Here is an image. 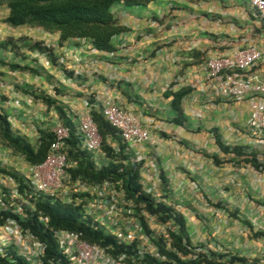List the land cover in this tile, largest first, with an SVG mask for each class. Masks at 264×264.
I'll return each mask as SVG.
<instances>
[{"label":"crops","instance_id":"0c3cea01","mask_svg":"<svg viewBox=\"0 0 264 264\" xmlns=\"http://www.w3.org/2000/svg\"><path fill=\"white\" fill-rule=\"evenodd\" d=\"M110 11L116 22L127 29L113 38L112 56L94 50L87 39L59 43L57 33L14 27L13 33L7 35L9 38L26 37L42 42L52 49L56 64L52 65L43 54L23 48L16 54L9 49L7 54L0 51L3 62L28 65L36 71H9L0 66V109L6 113L11 127L33 144L38 131L51 130L59 116L53 106L47 107L31 97L30 92L53 100L70 119L84 112L83 102L87 98L93 104V98L113 100L137 116L149 131L150 142L133 147L131 152L144 158L154 157L165 182L176 185L180 178L173 170L184 164L182 158L189 155L191 161L200 162L205 157L211 162V155L218 159L224 156L214 144L211 129L217 131L225 145H236V137L242 131L246 133V101L212 97L205 86L203 65L206 59L227 55L245 41L264 52V24L252 19L247 6L238 0H153L144 7L117 2ZM253 72L264 78V62ZM13 87L22 94L13 92ZM181 87H190L191 91L181 101L185 122L175 125L171 123V97H164L163 92ZM33 107L38 110H32ZM183 141L190 143L189 148H183ZM175 152L180 156L175 157ZM94 159L99 163L101 158ZM203 166L193 169L196 176L188 175L199 187L204 180L209 181L210 172ZM197 175L202 179L194 180ZM144 182L147 183L146 179ZM245 221L252 231L253 224H264V208L251 210ZM244 225L246 228L241 231H227L221 248H209L244 258L247 264L253 260L264 264V238H254ZM246 234L253 239L237 245L242 240L238 235Z\"/></svg>","mask_w":264,"mask_h":264},{"label":"trees","instance_id":"16d2710c","mask_svg":"<svg viewBox=\"0 0 264 264\" xmlns=\"http://www.w3.org/2000/svg\"><path fill=\"white\" fill-rule=\"evenodd\" d=\"M153 0H0V5H5L7 14L4 23L9 27L27 26L40 28L47 33H57L59 43L68 39H87L92 48L100 52H112L114 47L112 40L114 37L124 33L127 29L119 25L114 19L110 9L114 3L121 2L126 6L144 7ZM19 44V45H17ZM8 46V47H7ZM9 48L16 54L20 48L31 52L43 54L52 64H56V57L52 49L42 44V42L32 41L26 37L16 40L8 38L6 42L0 43V48ZM0 66L6 67L9 71H27L36 73L28 65L17 63H5L0 59ZM191 91L190 87H181L178 90L165 91L163 96H170L169 107L172 112L171 123L182 125L185 116L181 108L183 97ZM29 95L40 100L47 107L53 106L68 130V137L65 140L66 157L72 166L67 169L71 179H79L86 183H99L111 181L117 183L125 198L134 204V210L138 216L140 210L150 216H154L160 223H170L172 228L166 230L164 235H154L142 217L138 220L144 232L150 234V242L156 247L158 252L164 255V261H158L148 255L143 259L144 264H224L221 260L224 255L212 251L200 250L195 259L187 258L192 256V248L189 233L184 217L176 212L172 207L165 205L162 201H155L150 195L144 193L139 183V164L132 161L133 154L127 146L120 140L116 131L102 118L98 109H91L90 115L96 125L97 132L101 139L100 151L103 157L99 163L95 162L91 152L79 147V137L76 133V117L70 119L65 116L64 111L54 101L43 95ZM90 102L91 98H87ZM213 133L214 144L223 155H231L236 158L235 163L244 164L253 170H261L263 166L259 163L254 151H245L241 145H225L217 135L215 129ZM53 134L51 130L44 129L38 131V138L34 143H30L25 137L15 131L6 113L0 109V142L13 153L19 155L27 165L41 163L47 153V149ZM113 144V145H112ZM214 165L220 163L216 155L209 156ZM0 175L9 176L17 183L19 193L26 187L22 183V176L13 169H8L0 165ZM159 180L165 184L162 173H159ZM9 200L4 197L3 207L0 208V224L6 218L14 219L19 226L32 234L41 244H43V257L41 264H69L59 251L52 231L64 229L80 234V237L98 246H110L108 252L111 255L124 253L128 257L134 256L137 242L130 245L118 244L112 235L106 234L96 224H92L90 218L84 217L77 207L65 205L49 196L38 195L32 207L21 205V214L13 213V207L9 206ZM17 203V202H15ZM264 205V201L258 202ZM216 207L220 205L215 204ZM233 216V213H229ZM45 219V223L40 221ZM250 228L254 238H264V234L252 231L246 221L240 220ZM153 235V236H152ZM168 243V248L166 247ZM7 255L11 263L0 258L1 264H29L17 255L12 247L8 248ZM239 262L247 264L244 258L228 257L227 264ZM248 264H259L253 260Z\"/></svg>","mask_w":264,"mask_h":264},{"label":"built area","instance_id":"2783aa9c","mask_svg":"<svg viewBox=\"0 0 264 264\" xmlns=\"http://www.w3.org/2000/svg\"><path fill=\"white\" fill-rule=\"evenodd\" d=\"M238 1L247 6L252 19L264 24V0ZM107 53L109 56L113 55V51ZM263 62L264 52L251 42L245 41L227 55L206 59L203 70L205 86L212 97L234 102L246 101L249 109L246 130L255 143L264 146V78L253 72V69ZM93 99L95 104L88 102L87 99L83 102L85 110L76 117V133L81 149L91 152L94 158L103 157L100 151L101 139L91 118V109H98L102 118L116 131L130 151L135 146L150 142L149 131L142 126L137 116L119 107L113 100ZM51 132L53 140L48 146L44 160L36 165H26L24 171L20 172L22 183L26 187L22 189V193H19L16 181L9 176L0 175V208L3 207L2 201L6 197L10 202L8 205L13 207V213L19 215L21 205L31 208L38 195L49 196L62 204L77 207L81 215L90 218L91 223L96 224L106 234L112 235L118 244L130 245L133 241L137 242L133 257H128L124 253L111 255L108 252L111 250L110 246L90 244L76 232L54 230L52 233L57 247L69 264H144L142 261L145 255L164 261V255L150 242L151 235L144 232L138 220V216L142 217L150 230L148 222L152 221L154 216L142 210L137 216L134 204L125 198L123 192L117 188V183L107 180L86 183L79 179H71L67 169L72 163L67 160L65 149L68 130L58 119ZM132 154V161L142 160L138 154L133 152ZM150 167H153L151 163ZM144 178L145 175L139 167L141 189L153 198L154 188L146 184ZM40 221L45 223L43 218H40ZM163 226L160 227L158 234L150 231L154 235L166 236ZM252 226L253 231L264 234L263 223ZM10 247L27 263L41 264L43 244L28 231L23 230L14 219L6 218L0 224V258L8 263H11L7 255ZM165 248H168V243ZM199 251L196 249L194 254L187 258L195 259Z\"/></svg>","mask_w":264,"mask_h":264},{"label":"rangeland","instance_id":"374dc122","mask_svg":"<svg viewBox=\"0 0 264 264\" xmlns=\"http://www.w3.org/2000/svg\"><path fill=\"white\" fill-rule=\"evenodd\" d=\"M6 14V6L3 4L0 5V43L6 42L9 38L7 35L13 33L12 29L14 27H9L4 23ZM15 31L16 30H14V32ZM7 47L0 48L2 54H7V51L10 50ZM13 92L20 95L22 94L18 89H15V87H13ZM32 110L37 111L38 108L35 109V107H33ZM245 131L246 133L242 131L240 134L241 136L236 137L234 143L245 147V151L247 152L254 151L259 163L263 166L261 170L254 171L248 165L242 163L236 165L234 161L236 158H233L231 155L221 156V158H219L220 163L216 166L205 159V157L200 159L199 162L196 160L191 161V156L187 155V159L180 157L184 164L178 168L176 166L175 170H173V174L180 178V183H176V185L173 184V186L171 181L169 184H167V182L165 184L160 182L157 164L153 161L154 157L145 155L144 158L141 156L142 160L136 162L145 175L144 179H146V184L154 188L153 199L155 201H162L165 205L172 207L184 217L193 250L195 251L198 249L222 254L224 258L221 261L224 262V264H227L228 257L231 256L228 253H219L217 250L214 251L210 249L209 246L221 248L223 245H221V242L223 243L225 241L226 237H223L225 235L227 236V231H231L234 228L241 231L246 228V226L238 220L245 221L246 215L249 214L251 210L258 211L264 208V206L258 203L264 201V146L255 143L247 130ZM164 137L165 135H163V138ZM182 143L184 144L182 145L184 149L189 148L190 143L184 141ZM178 146H180V144ZM205 147L209 149L208 146ZM178 156H180V153L175 152V157ZM149 160L152 162L151 164L153 167H150ZM201 164H204L203 168L208 169L206 172H210V175L207 178L209 181L204 180L199 187L193 183L194 181H192L190 179L191 177L189 178L188 175L194 174V176H196V172L192 171L194 168L200 167ZM0 165L20 173L24 171L27 164L19 155L5 148L0 142ZM198 176L199 175L193 179H202ZM216 203L220 206L216 207ZM243 207L245 208L243 209ZM249 209L251 210L249 211ZM229 213H233L234 217L229 216ZM230 224L233 226L231 227ZM161 225H164L165 231L172 228L170 223L167 222L162 224L158 222L155 217L152 221L150 220L148 222L150 230L157 234L160 233ZM239 234L242 233L240 232ZM238 236H240L242 240L238 241L237 245H244L253 239L249 237L248 234H246V237L242 235ZM233 245L235 246L236 243L233 242ZM235 263L237 262L233 264Z\"/></svg>","mask_w":264,"mask_h":264}]
</instances>
